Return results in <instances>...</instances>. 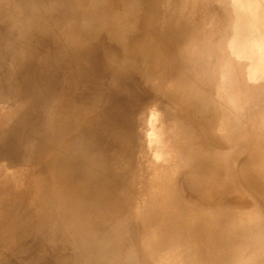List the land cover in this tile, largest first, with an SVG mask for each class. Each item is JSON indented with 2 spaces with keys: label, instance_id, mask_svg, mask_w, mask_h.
<instances>
[{
  "label": "rangeland",
  "instance_id": "obj_1",
  "mask_svg": "<svg viewBox=\"0 0 264 264\" xmlns=\"http://www.w3.org/2000/svg\"><path fill=\"white\" fill-rule=\"evenodd\" d=\"M83 1L85 8L72 26L62 11L68 17L77 12L71 7L74 0H65V3L38 0L37 11L32 13L34 24L29 30L32 34L30 52L35 58L30 67L32 73L27 66H22L21 69H27L19 71V77L15 74L13 83L27 89L31 81L32 90H49L48 94L42 93L47 98L37 102L38 109L49 107L60 124L51 125L52 117L33 120L29 128L19 131L17 142L19 145L20 137V145L34 153L32 158L35 159L38 158L34 149L36 143L29 142L50 144L59 153L50 151L52 154L47 153V159L52 164L56 161L60 172L54 173L55 185L48 179V199L33 197L29 209H25V203H19L22 198H18L21 189L28 184L27 176L35 174L34 167H29L25 176L21 170H13L0 181V229L13 227L10 234L4 231L6 235L0 237V264H61L62 255L68 257L69 262L65 264H119L117 261L124 262L128 257L125 264H173L174 256L180 257L183 264H195L196 257L182 248L186 230L193 221L189 216L192 211L196 212L198 220L203 218L199 231L206 229L211 217L217 222L214 233L218 240L229 237L238 240L241 253L243 251L239 257L248 253L247 256L257 259L262 252L260 257L264 259V0H201L200 9L192 8L194 0L193 3L187 0V7L184 0H171L167 6L187 12V18L192 20L189 24L197 26L199 34L194 41L203 36L200 30H204L215 36L214 42L208 39L203 42L205 45L222 46L216 48L218 51L195 49L206 63L215 64L208 71L194 70L202 65L187 53L193 57L194 65L193 70H185V73L176 64L179 53H170V47L167 52L156 54L136 50L146 31L133 25L137 17L129 16L125 0H119L120 4L101 0V5L92 0L88 6V0ZM164 6L161 1L159 9L167 7ZM202 8L215 12L206 14ZM53 9H57V22L51 14ZM90 29L96 30L95 34L89 33ZM108 29L117 36L119 63L111 64L103 53ZM48 38L60 43V50L69 48L78 52L84 48L95 56L92 64L100 65L98 73L82 67L73 73L72 62L53 61V57L55 60L63 57L64 50L49 49L52 44L45 41ZM49 55L50 60L44 62L43 58ZM27 60L28 57L24 58L21 64ZM16 64L6 61V70H9L5 74L11 71L13 76ZM45 67L48 71H42ZM3 74L0 70V81L6 80ZM82 78L88 82L80 91L77 84ZM218 84L226 90H218ZM19 104L23 108H20V116L26 122L32 121L33 113L21 101ZM15 123H9V117L0 122V137L8 134ZM91 124L93 131H89ZM70 129L74 131L73 136ZM113 129L116 130L111 131ZM89 132L94 137L100 136L101 142L81 149L79 142ZM50 136L51 141L47 138ZM102 144H115L106 161L110 173L118 175L119 182L126 185L124 190L114 191L110 185L104 186L108 179L106 174L98 175L93 163L84 167L78 162L84 151L103 155ZM10 146V141L0 146V171L8 163L6 153L21 157L17 149ZM9 187L16 189L10 191L19 196L11 195ZM78 187L97 192H90L86 199L75 193V197H71L74 202L66 198ZM54 204L59 206L53 208ZM67 204L71 208L65 207ZM106 209L109 217L101 216ZM55 211L59 213L56 216ZM65 214L84 216L88 223L80 228L84 238L80 237L81 232L73 233L72 229L78 224L68 220ZM174 220L178 221L172 225ZM173 227L177 228L173 231ZM88 229L92 234L87 233ZM144 235L146 245L152 244L150 248L143 243ZM93 236L97 238L87 241ZM140 240L144 246L138 247ZM199 240L204 243L207 263L220 257L222 264H236L222 254L219 241L211 236ZM85 242L86 249L83 248ZM93 242L96 243L93 245ZM159 256L161 261H158ZM162 258L169 262L163 263Z\"/></svg>",
  "mask_w": 264,
  "mask_h": 264
},
{
  "label": "bare ground",
  "instance_id": "obj_2",
  "mask_svg": "<svg viewBox=\"0 0 264 264\" xmlns=\"http://www.w3.org/2000/svg\"><path fill=\"white\" fill-rule=\"evenodd\" d=\"M56 1H62L63 3H65L64 2L65 0H56ZM94 1H95V3H98L99 5H101V0H94ZM161 1H163L165 3V6H167V5H169L168 3H170L171 0H125V2H124L125 6L130 9V11H128L129 16H136L137 17V19L133 25L136 27H141L142 29H144L146 31V34L142 38L141 42L137 45L136 50L137 51L148 50L152 54H156V53L161 52V51L167 52L168 48L170 47V53H173V54L179 53L177 56V63L176 64H177L178 68L181 70V72L185 73L186 72L185 70H188V69L193 70V67H192L194 65L193 64L194 60L192 59L193 57L197 58L202 65L200 68H196L194 70L208 71L215 64L206 63L203 55L201 53L195 52V49L197 47H201L204 50H209L211 48H214L215 50H217V49L221 48L222 46L219 45L218 43H215L213 45V47L205 45V43H203L205 40L211 39V41L214 42L215 36L213 37V35H211V36L208 35V33H206L204 30H200L201 32H203V36H201V37L199 36L197 41H194L196 39V35H198L199 33L197 32L198 29L196 28L197 26L195 24L194 25L189 24L192 20L187 18V14H186L187 12H183V11H181V9H179L178 7H174V6H170V7L167 6L169 8L164 6L165 7L164 9H159V5H160ZM114 2L117 4H120L119 0H114ZM184 2H185V6H186V4L188 5L187 0L186 1L184 0ZM190 2L193 3V0L192 1L190 0ZM237 2H239V0ZM37 3H38V0H21V1L11 0L8 3H6L3 0H0V24H1V26H0V33H1L0 34V61H1L0 62V70L3 71V73H4L3 75L7 76L6 80L0 81V122H4L8 117H9V123H13L14 121L17 122L14 124V128L9 130V132H7L8 134L4 133L5 136L0 137V146L5 145L6 143H8L10 141L11 149H17L19 155H21L20 158L11 157V156H15V155H12L7 151L8 153H6V157L8 158V163L5 167V169H2L0 171V181L3 179H6L7 176L11 174L10 172H12L13 170H17V169L19 171L21 170L23 176H25L26 173L28 172L29 167H34L36 169V172L34 175L31 174V176L30 175L27 176L28 184L26 183V186H24L21 189V191H22L21 194L27 199H24L23 196H21V194H20V196L17 195L19 193H13L12 194L11 192H13V191H10V190H13L14 188H10V187L8 188L9 189L8 192L11 195L19 196L18 199L22 198V200L20 199L21 201L19 203L24 202L25 203V205H24L25 209H29L28 205H30L29 204L30 201L35 196H38L41 199H48L47 197L49 196V194H47V193H50V191H48V190H50L49 189L50 188L49 182L51 181L52 186L55 185L54 173L60 172V165L56 161L52 164V161L47 159L46 154L49 153L50 151L54 152V150H55V152L57 151L56 154L59 153V151L57 149L53 148L52 146H50V144L48 146H43V145H41V142H39L37 140L33 141L32 143L30 141L29 143L31 145L36 143L34 145V149L36 151V155H38V158L35 159V158H32L34 156V153H32L31 151H28V149H24V147L22 145H20V140H21L20 137H19V145L17 142L18 141L17 139L19 136V131L21 132L22 130L29 128V126H30L29 124H33L35 120L44 121V120H46V118L52 117L51 125L60 124L59 119L54 114V111L53 110L50 111L49 107L47 108L45 106L46 107L45 108L43 106L41 109H38V108H40V106L37 102L41 101L43 98H47L42 93L48 94L49 90H42L41 92H39L40 91L39 89L32 90L31 81L29 82L30 84L27 85V89H22L18 84H16L15 82L13 83L14 75L16 74L15 77H17V76L19 77L18 72L23 71L24 69H27V68L21 69L22 66H24V65H25V67L27 66L28 69H30L29 70L30 73H32V69L30 67H31V65L33 66V62H34L33 59H35V58H34L33 54L30 52V50H31L30 48H32V34L29 32V30H30L31 26L34 24L32 13L37 11ZM91 3H92V0H88L86 5L88 6ZM194 4H196V5H194ZM194 4H192L193 5L192 8H199L200 5H203V2L201 0H194ZM235 5L236 4H234V6ZM64 7H66V6H64ZM71 7L73 8V10H76V11L78 10V11L74 12L70 17H68L64 11H62V13H63V16L68 20L67 23H70V25L72 26L77 22L79 14L84 10L85 3L83 0H74V4ZM192 8H191V10H192ZM202 9H204V12H206V14L209 12L207 10V8H202ZM219 10H217V11H219ZM211 11H214V10H211ZM51 14L55 17V19H54L55 22H57V20H56V17L58 15L57 9H53L51 11ZM180 23H181V25H180ZM16 25H18V26L15 27ZM11 26H14V27H11ZM124 27H129V26L125 25ZM95 32H96V30H93V29L92 30L90 29V31H89V33H91V34H95ZM4 34L7 36H5ZM116 40H117V36H115L112 33L111 29H108L105 40L103 41V53H104V56L106 57V59L111 64L119 63L120 57H119V52H118ZM45 41L48 42L49 44H52L49 47V49H51V50L56 49V52L64 50V56L63 57H61V58L57 57L56 60H55V57H53L52 60L55 61L56 63L60 62L59 64H62V63L72 62L74 65L72 68L73 73H75V72L77 73L79 71L80 67H82V69H86L88 72H89V70H91L93 73H98V69H100V65L98 64L97 66H95L92 64V62H94L96 59L95 56L92 54H89L86 50H84V48L78 52H74L72 50H69V48H67V50L66 49L60 50V43H58L56 40H54L52 38H48ZM246 42L248 43V41H245V45H247ZM212 51H213V49H212ZM187 53L191 54L193 57H189V54H187ZM193 53L197 54V55H193ZM89 55H90V57H88ZM26 57H28L29 61L27 60L28 62L27 63L25 62L22 65L21 64L22 60H24V58H26ZM86 57H88V60L86 59ZM50 58H51V55L45 56L43 58V61L48 62V60H50ZM6 61H15L17 63L16 64L17 69L15 71H13L14 72L13 76H11L12 75V73H10L11 71L9 73L5 74L9 70L8 66H7L8 69L6 70ZM207 61L209 62V60H207ZM204 63H206V65ZM56 65H58V64H56ZM202 68H205L206 70L202 69ZM131 69L136 71L134 66H132ZM42 71H48V67L43 68ZM223 79H224V77H223ZM86 82H88V79H86V80L84 78H82L81 80L79 79L78 84H77V87H78L77 89L80 91L84 90V85ZM223 82L224 81L222 80V84H223ZM220 85L218 84V86L220 88H218V86H217L218 90L222 89L221 88L222 86H220ZM224 85H225V83H224ZM71 88L75 89L76 87H71ZM224 90H226V89H224ZM224 90L222 89L220 91H224ZM12 98H13V100L11 101ZM6 99H7V101H5ZM19 101H21L23 103V106L27 107L29 112L33 113L34 116L32 118V121L26 122L24 117L20 116V108H21V110H23V108L19 104ZM42 109H44V111H42ZM29 115H31V114H29ZM40 121H38V122H40ZM66 127L67 126H65V128ZM98 127L100 128V125ZM59 128H62V130H63V126L60 125ZM93 130H94V126L91 124L89 127V131H93ZM114 130H116V129H113L111 131H114ZM70 131L72 134L71 136H73L74 131H72V129H70ZM111 131H109V132H111ZM54 135H53V137H54ZM53 137L50 136L47 138L50 139L49 141H51L53 139ZM68 138H70V137H68ZM97 142H101V137L100 136L94 137V134L89 132L87 134V136L82 141L80 140L79 146L81 149H83L84 147L89 149V148H91V146L94 143H97ZM101 146L103 147V151H104L103 155L101 154V155L95 156L92 154L93 151H84L83 153L80 154V157H78V162H80L82 165H84V167H87V163H89V162L93 163V165L95 166V169L97 170L98 175H101L100 173L106 174L108 176V179H107V183L104 186L110 185L111 186L110 189L114 190V191H119L120 189L124 190L126 185L119 182V176L118 175H112L110 173V171L108 169L107 161H106L107 154L110 153V151L114 148L115 144H102ZM47 155H49V154H47ZM194 157H195V155H194ZM194 159H193V162H194ZM42 160H44V161H42ZM14 190H16V189H14ZM90 192H91V189H89V188L78 187L74 191H72L70 194H68L66 196V198H70L74 202V200L71 197H75L74 196L75 193H76L75 195H79L82 199L83 198L86 199V196L88 197ZM92 192L96 193L97 190L94 189V191H92ZM92 192H91V194H94ZM27 195H28V197H27ZM46 195H48V196L46 197ZM199 197H200V195H199ZM202 199H204V198H202ZM51 200H53V199H51ZM66 200H68V199H66ZM70 205H71V203H70ZM70 205L67 204V206H65V205L64 206L71 208ZM58 206L59 205L54 204L52 207L56 208ZM78 208H80V206ZM51 210H52V212H54V209L51 208ZM74 210L77 211V208ZM89 210H88V212H89ZM103 210H105V209H103ZM66 211H69V210L66 209ZM70 211L72 212L73 209ZM78 211H80V210H78ZM57 214H59V213L55 211L54 216H56ZM189 214H190L189 216L191 217V219L193 221H192V223H189L191 226H190V228L188 227V229L186 230L187 236H185V238H184L182 248H185L189 253H191L192 255H194L196 257L193 259V261L197 260V262L195 264H222L223 263L222 261H219V259H221L220 257L213 258L212 260H209V263H207L208 257L206 256V253H205L204 243L200 242L199 239L201 237L206 238L208 236H211V238L213 240L219 241V245L221 247L222 254H226L228 257H230V259L232 258V260L235 261L236 264H264V259L260 257L262 252L258 254L259 258H257V259L254 258V256H247V255H249L248 253H244V254H247V255H245V257H239L238 254L241 253V251L239 248V242L235 237L226 238L224 241H221V239L218 240L215 237V233H214L216 230L217 222L215 220L212 221L211 217H208L206 229L199 231V228L201 227V224L203 223V218L198 220L197 216H195V214H196L195 211L189 212ZM84 215H85V213H84ZM109 215H110V212H108V209H106V211H103L101 214V216H103V217H109ZM65 216H66V214H65ZM75 216H76V214H75ZM101 216H99V217L103 218ZM66 218L68 220L71 219L73 221V223L78 224L75 226V228L72 229V230H75L73 233H75V232L80 233L81 232L80 237L84 238L82 236L84 234V231L80 229V228H82L81 227L82 225L87 224L86 226H88L87 220H85L84 216L83 215H79L76 217L66 216ZM96 218H97V216H96ZM109 219L110 218H108V220ZM180 220H183V219H180ZM175 221H178V220H174L172 225H174ZM19 222L21 223V221H19ZM68 222H66V223H68ZM180 222H182V221H180ZM189 224L188 225L186 224L185 226H189ZM92 226H95V225L93 224ZM0 227H2V226L0 225ZM124 227L125 226H123V228ZM65 228H67V227H65ZM97 228H96V231H97V234L99 235L100 232L98 233ZM126 228H128V226ZM175 228H177V227H175ZM175 228L173 227V231ZM12 229H13V227H8V228L6 227V229H4V230L0 229V237L4 236V234H5L4 231L9 233V231ZM89 229H91V228L89 227ZM89 229L87 230V233H88V231H91ZM130 229L132 231L131 227H130ZM185 229H186V227H185ZM96 231H93V232L95 233ZM125 231H127V230H125ZM131 231L129 230L128 232L130 233ZM183 231H184V228H183ZM176 232L179 233L178 231H176ZM181 232H182V229H181ZM186 233H185V235H186ZM88 234H92V231H91V233H88ZM235 234H236V232H235ZM182 236H184V235H182ZM89 237H90V235H89ZM95 237L97 238V236H93L92 238L88 239L87 241L92 242ZM186 237H188L190 240L186 239ZM74 238H75V236H74ZM85 238H87V237H85ZM4 239L7 240L6 237ZM9 239H10V237H9ZM144 239H145V241L143 243H144L145 247L150 248V246L152 244L150 245V243H149L146 245V243H148V242H146L145 235H144ZM80 240H81V242H84L83 239H80ZM133 240H134V238H133ZM94 241H96V239ZM140 241H141V243H139L138 247L142 244V240H140ZM4 242H6V241L4 240ZM94 243H96V242H93V245H94ZM185 243H186V246H184ZM84 244H83V248L85 247V249H86V246H88L87 242H85ZM137 244H138V242H137ZM137 244H135V246ZM68 245H69V243H68ZM123 245H125V244L123 243ZM6 247H8V246H6ZM71 248L73 249V247H71ZM123 248H127V246L126 247L123 246ZM176 248L178 249V247H176ZM74 249H78V247L74 248ZM140 249H142V248H140ZM138 251H139V249H138ZM172 252H174V251H172ZM136 253H137V251H136ZM242 253H243V251H242ZM160 254H162V253H160ZM129 255H130V253H129ZM156 256L158 257V255H156ZM66 257H67L66 255L61 256V264L62 263L65 264V263L69 262V261H67L68 257L67 258ZM120 257H122V256H120ZM162 257H165V255ZM139 258L142 259L143 256H141ZM168 258L169 257H167V259ZM10 259L13 260L14 258L12 257ZM127 259L129 260V257L124 259V260L128 261ZM159 259H160V256H159ZM173 259H174V261H173ZM162 260H163V258H162ZM164 260L162 261L163 263L167 262L169 259L167 261H166V259H164ZM126 261L123 262L122 260H120L117 262L119 264H120V262H121V264H125ZM158 261H161V259ZM113 263H115V260ZM171 263L183 264L181 261V258L178 256H174V258H172Z\"/></svg>",
  "mask_w": 264,
  "mask_h": 264
}]
</instances>
